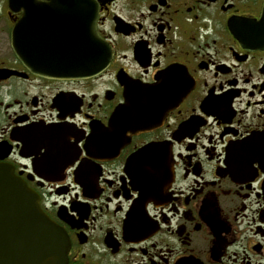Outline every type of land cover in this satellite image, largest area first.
Returning <instances> with one entry per match:
<instances>
[{
  "label": "flooded vegetation",
  "instance_id": "af4514ba",
  "mask_svg": "<svg viewBox=\"0 0 264 264\" xmlns=\"http://www.w3.org/2000/svg\"><path fill=\"white\" fill-rule=\"evenodd\" d=\"M23 3L0 0V164L64 235L58 264H264V45L246 36L263 0ZM92 6L111 57L68 77ZM133 83L156 91L152 125L113 143Z\"/></svg>",
  "mask_w": 264,
  "mask_h": 264
},
{
  "label": "water",
  "instance_id": "95a60500",
  "mask_svg": "<svg viewBox=\"0 0 264 264\" xmlns=\"http://www.w3.org/2000/svg\"><path fill=\"white\" fill-rule=\"evenodd\" d=\"M9 3L14 9L24 6L23 0H9ZM76 12V54L72 59L71 74L64 75L80 78L104 67L111 51L109 47L105 48L102 57L101 38L95 27V6L77 9ZM22 22L23 18H20L13 27V48L19 58L22 57L18 37ZM248 24L246 36L254 45H264V0L259 17L251 19ZM50 62L40 60L34 65L58 73V62L54 66ZM153 89L134 83L128 85L125 104L116 108L110 117L109 139L112 142L119 141L115 138L118 134H122L123 139L140 128L152 125L149 118L157 100ZM156 149L157 146L148 144L138 151V157L150 159ZM66 249L64 235L40 209L35 195L22 185L11 167L0 164V264H58L65 259Z\"/></svg>",
  "mask_w": 264,
  "mask_h": 264
}]
</instances>
